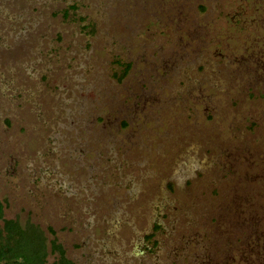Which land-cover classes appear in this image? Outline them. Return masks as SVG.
Here are the masks:
<instances>
[{
  "label": "rangeland",
  "instance_id": "rangeland-1",
  "mask_svg": "<svg viewBox=\"0 0 264 264\" xmlns=\"http://www.w3.org/2000/svg\"><path fill=\"white\" fill-rule=\"evenodd\" d=\"M238 197L264 214V0H0L4 219L75 264H195Z\"/></svg>",
  "mask_w": 264,
  "mask_h": 264
},
{
  "label": "trees",
  "instance_id": "trees-1",
  "mask_svg": "<svg viewBox=\"0 0 264 264\" xmlns=\"http://www.w3.org/2000/svg\"><path fill=\"white\" fill-rule=\"evenodd\" d=\"M77 9L78 5L74 2L61 10H57L53 15H60L63 20H71V17L73 19L75 17V22L82 21L80 23H83L85 21L84 18L79 16L76 18L75 11ZM82 27L86 30L89 26L85 25ZM115 63L121 70L118 74L115 73L114 77L121 81L129 74L131 64L122 61L119 57H116ZM122 125L126 127L127 123L122 121ZM168 188L171 189L170 186ZM241 199V197L230 198L223 203L219 202L218 206L221 214L211 219V221H219L220 219L224 222L227 221L228 227H231L229 230L232 231L234 226L236 230L234 232H237L238 235L231 239L230 237L222 236L224 233L218 230L217 236L212 242L214 248L209 247V244L206 243L207 240H205L206 244H203L205 246L199 248L200 252L204 253L195 258V264H236L235 259H232L236 250L241 251L240 255L243 251L248 254L252 253L255 257L249 260L243 254V257L239 259V264L241 262H245L244 264H264V234L259 233L260 231L256 228L257 223L264 222V214L261 216L247 212L246 206H244L246 201L243 199V202H241ZM3 210V205L0 203V220L2 221L0 232L5 235L4 242L0 244V264H48L50 256H55L51 264H75L66 256L65 250L56 241L55 233L50 227L46 231L50 236L54 237L53 239H47L45 231L35 223L26 222L22 225L18 219H4ZM162 231L161 224L155 221L152 233L145 235L143 241L140 242V244L142 243L141 253L157 255L160 242L152 239L157 233ZM169 242L173 244V242ZM173 247V245H170L163 249L171 251ZM177 249L174 247V251ZM177 251L176 257H181V251Z\"/></svg>",
  "mask_w": 264,
  "mask_h": 264
}]
</instances>
